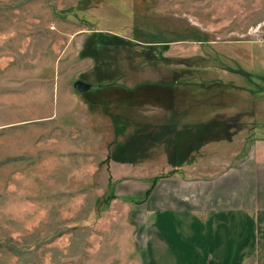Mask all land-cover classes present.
<instances>
[{"label": "rangeland", "instance_id": "1", "mask_svg": "<svg viewBox=\"0 0 264 264\" xmlns=\"http://www.w3.org/2000/svg\"><path fill=\"white\" fill-rule=\"evenodd\" d=\"M96 34L122 41L94 66L80 52ZM228 67L264 74V0H0V264H173L166 246L186 250L177 264H238L231 216L182 213L237 185L220 173L264 138V92ZM167 153L184 158L169 176Z\"/></svg>", "mask_w": 264, "mask_h": 264}, {"label": "crops", "instance_id": "2", "mask_svg": "<svg viewBox=\"0 0 264 264\" xmlns=\"http://www.w3.org/2000/svg\"><path fill=\"white\" fill-rule=\"evenodd\" d=\"M258 143H264V138L255 139L249 148L240 155L235 165H229L228 169L220 173V176L224 177L229 176L230 173H235L232 175L237 176V185L224 181L221 193L215 196L212 204L208 203V200L196 198L191 201L188 207H182V213L189 212L192 216L189 225L193 223L198 225L201 218H203L205 223L208 222V219L213 220L214 223L220 220L219 225H222V218L231 216L230 222L237 224L238 236L244 234L240 239V260L238 264H264V146H259L260 144ZM204 181L207 180L187 181L182 180V178L178 181L170 180L172 186L174 185L177 188V192L187 188L194 189L196 186L199 187V184L204 183ZM213 181L217 180L214 179ZM236 186L238 194L232 197L229 195V192ZM177 197L174 209L181 208L179 204L185 203L188 199L186 195ZM183 231L185 232V230ZM205 231H207V234L209 233L207 228L202 231L200 229L196 230V228L190 230L189 228V230H186V234L195 236L204 234ZM247 235L250 236L249 239H247ZM214 246H223V244L222 242L216 244V239H214ZM159 251L160 256L169 253V258L172 257L174 261L173 264H177L179 260L188 261L184 248L172 250L171 246L170 248L166 246L163 249L160 247ZM178 255L181 258L177 260ZM211 256L212 254L209 253V257ZM200 261L201 263L196 258L195 260H190L189 264H203V259Z\"/></svg>", "mask_w": 264, "mask_h": 264}, {"label": "trees", "instance_id": "3", "mask_svg": "<svg viewBox=\"0 0 264 264\" xmlns=\"http://www.w3.org/2000/svg\"><path fill=\"white\" fill-rule=\"evenodd\" d=\"M60 12H64V11L62 10ZM98 35L99 34H96V37L90 38L88 40V44L86 43L84 45V48L80 52V55L82 57L83 56H88V57L94 58V60H95L94 66L98 65L99 59H101V58H102L103 61H105L104 58L102 57V55H103L104 52L109 50V48H110L109 45H111V47L112 46H116V47L119 48V45H120L119 41H122V40H120L121 38H118L117 36H110V37L102 39V38H98ZM150 57L151 58H149V60L154 63L156 61V57L153 56V55H150ZM226 69H228L229 71L232 70V71L242 75L243 77H245L248 81H250L251 84L254 85V88H255L256 92H264V74L263 73L248 72L246 70H243L241 67H239L237 69H233V68L228 67ZM106 73H108V72H106ZM110 77L111 76L109 74H105L104 73L103 76H98V78H97L98 80L97 81H98V83H100L101 81H110L111 80ZM156 84H158V83H156ZM170 98H172V89L171 88H169V95L166 98V99H168V100H166V103H165L166 105H173L172 100ZM157 100L160 101L159 98ZM113 119H114V123L116 124V123H118L120 121L121 116L114 115ZM123 119H124V121L121 124L122 128L126 127V124H125L126 120H125V118H123ZM168 122L171 125L169 126L168 129L166 128L167 129L166 132L167 133L168 132L169 133H177L175 131V128H174V125L177 123V121L174 118H170L168 120ZM211 123L215 124V122H211ZM206 126L207 125H201L200 126L201 128L196 130L197 132L200 131V130H204V132L199 134L198 137H208V136L202 135V134L206 133L207 131L212 132L213 130H215L217 128V126H216L212 130L211 128H213V127H210V126L206 127ZM176 130H177V128H176ZM215 139L217 140L218 138H215ZM167 140L170 141V139H168V138H167ZM206 140H208V139H206ZM201 143H199V144L197 143L196 146L193 148V151H197L198 147L201 145ZM116 153L117 154H114V152H113V154H112V157L114 159H117V160H120V161H128V162H137L139 160H143V159H146V158L149 157L148 153L145 150H143V153H138V152H136L135 149L133 151H128V150H123L122 151L120 146H117ZM187 155L185 156V158H187V157L190 158L191 157L190 155H188V156ZM167 156H168L169 161H172V163L175 165L174 169H172L171 171H169L167 173V175L169 176L171 174H174L177 171L178 168H176V167L179 166L180 163L183 162L184 158L183 157L178 158L179 157L178 155L170 154V153H167ZM110 158H111V155H110ZM161 177H162V175H159V176L153 178V182L151 183V186L153 187L155 185V182H157L158 179H160ZM150 191H151V188H149L147 191H145V194L149 193Z\"/></svg>", "mask_w": 264, "mask_h": 264}, {"label": "water", "instance_id": "4", "mask_svg": "<svg viewBox=\"0 0 264 264\" xmlns=\"http://www.w3.org/2000/svg\"><path fill=\"white\" fill-rule=\"evenodd\" d=\"M73 87L79 92H86L91 88V84L84 80L78 79L74 82Z\"/></svg>", "mask_w": 264, "mask_h": 264}]
</instances>
